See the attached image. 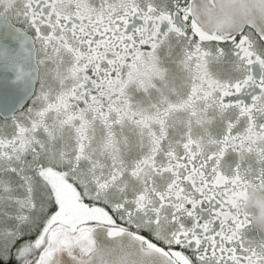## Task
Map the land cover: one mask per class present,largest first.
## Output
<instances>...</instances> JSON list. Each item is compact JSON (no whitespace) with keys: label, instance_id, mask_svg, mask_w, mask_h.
I'll use <instances>...</instances> for the list:
<instances>
[{"label":"snow or ice","instance_id":"6c2138e0","mask_svg":"<svg viewBox=\"0 0 264 264\" xmlns=\"http://www.w3.org/2000/svg\"><path fill=\"white\" fill-rule=\"evenodd\" d=\"M0 264H264V0H0Z\"/></svg>","mask_w":264,"mask_h":264}]
</instances>
